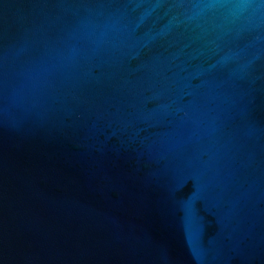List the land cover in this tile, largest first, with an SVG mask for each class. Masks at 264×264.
Masks as SVG:
<instances>
[{
  "label": "water",
  "instance_id": "water-1",
  "mask_svg": "<svg viewBox=\"0 0 264 264\" xmlns=\"http://www.w3.org/2000/svg\"><path fill=\"white\" fill-rule=\"evenodd\" d=\"M0 264H264V0H0Z\"/></svg>",
  "mask_w": 264,
  "mask_h": 264
}]
</instances>
